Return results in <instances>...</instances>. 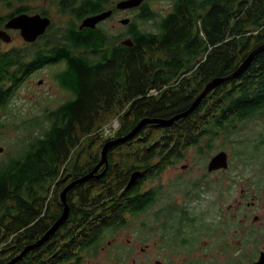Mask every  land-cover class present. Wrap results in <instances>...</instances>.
I'll list each match as a JSON object with an SVG mask.
<instances>
[{"label": "trees", "instance_id": "trees-1", "mask_svg": "<svg viewBox=\"0 0 264 264\" xmlns=\"http://www.w3.org/2000/svg\"><path fill=\"white\" fill-rule=\"evenodd\" d=\"M203 1L205 11L196 17L175 0L156 32L138 28L128 37L132 46L123 44L125 36L74 30L46 32L35 43L24 41L22 48L0 53V113L23 83L46 66L65 64L58 79L71 95L58 108H46L42 118L23 121L30 136L16 157L0 165V264L44 236L64 210L63 189L96 167L109 141L127 137L142 120L186 112L210 81L232 75L264 45V0ZM10 2L11 14L2 25L19 14L21 6L15 4L24 0ZM153 90L157 95H149ZM263 114L264 50L241 76L218 86L187 118L169 128L145 125L122 145L110 147L106 172L68 192L66 223L17 264H83L81 253L97 251L107 234L128 226V216L149 209L154 200L145 187L150 177L181 162L192 148L211 151L215 140L237 133L235 124ZM111 118L119 126L105 138L103 128ZM6 126L0 116V128ZM248 146L245 151L263 149L264 140ZM86 150L91 158L84 156ZM136 171L141 177L128 186ZM189 214H166L172 234L183 230ZM211 229L202 226L206 232ZM185 243L190 250L193 242Z\"/></svg>", "mask_w": 264, "mask_h": 264}, {"label": "rangeland", "instance_id": "rangeland-1", "mask_svg": "<svg viewBox=\"0 0 264 264\" xmlns=\"http://www.w3.org/2000/svg\"><path fill=\"white\" fill-rule=\"evenodd\" d=\"M169 5L170 3L168 0H158L152 4L155 11L163 13L169 11ZM15 6H19V4H15ZM33 8H37V6L34 5ZM0 9V15H5L7 13L1 6ZM163 16L165 15H158L154 20L148 22L139 21L141 29L144 31L156 32L158 23ZM110 26V23L105 25L106 28ZM11 32L12 41L9 44L0 41L2 44L1 47L5 51L25 46L20 33L14 30H11ZM122 40L127 41L128 37L125 36ZM33 48L37 49V47ZM60 66L61 65L46 66L42 70H37L26 83H23L5 110L0 113V116H2V119L5 120L7 125L4 128H0V165L6 164L10 159L16 157L24 147L22 141L30 136V132L23 126V121L42 118L47 114L44 112L46 108L52 110L56 109L71 98L70 93L63 90L64 88L61 85V81L58 79ZM150 94L153 95L155 92L152 91ZM109 120H111V122L103 128L105 138L113 136L114 131L119 126V122L116 118H111ZM235 129L237 133L229 132L227 136H221L215 140L214 147L211 151L206 149L199 150V148L190 149L187 152L185 163H179L178 167H180V169L175 170L182 172L184 170H182L181 166L188 165L190 169L187 171V177L199 178L204 172L208 171L205 165H207L210 159L220 151L227 152L229 163H231V169L228 173L234 178L236 184L234 194L232 199L228 198L229 196L227 195L219 194L218 205L222 207L224 214H226L229 205L233 206L235 213L234 222L231 228L221 226L226 224L225 220L227 219L216 224L217 232L220 229L218 232V239L216 236L213 238L209 237L208 232L201 233L202 241H200L198 245L199 252L201 253L199 257L205 264H212L217 259L220 264H224L227 261L226 257H218L213 260L212 257L214 256L211 255L210 257L209 255L212 252L216 253L220 251L219 247L224 248L220 242L226 240H229V244H235V250L241 249L242 253H244V255L241 256L234 255L235 263L247 264L249 260L253 258V246L256 247L254 237L248 240L244 234H239V236L236 237L233 236L235 233L234 230H241L242 228L239 221L244 220V214L236 209L240 201L239 193L242 187L248 192L252 191L255 194L257 192L261 194V197L255 200L256 206L253 208V215L250 220L252 221L254 216L259 217V223H257L256 226H260L264 222V148L253 151L252 147H250L254 144L259 145L262 143V140H264V114L235 124ZM34 133L36 134V131H34ZM122 142H124L123 138H121L118 144ZM205 142L206 141H204L200 147L204 146L206 144ZM248 144L250 148L245 151L244 149ZM89 152V150H86L84 156L90 157ZM249 156H254L255 158ZM101 158L102 155L100 160ZM172 170L173 169H170L169 171ZM210 179H212V177H210ZM145 187L146 190L149 189V182ZM213 190L214 186L211 187L210 193H203L202 202L198 203V208L202 212L204 218L206 206H208L209 209L212 205L214 196V194H212ZM250 198H252V195H249V199ZM166 203H168V199L163 202V204ZM244 205L241 211L246 207V204ZM195 211L197 212L196 209ZM232 213L233 210L230 211V214ZM127 220V227L106 235L105 239L99 244L97 252L93 251L88 252L89 254H85L83 264H155L157 260L162 261V258L166 256L167 252L178 254V252H175L173 249L163 250L159 246H157V248L161 249L160 251L152 249L154 245L149 238L148 227H144V225H148L149 222L148 212L138 216H128ZM226 229L230 230L231 234H225L224 230ZM228 236H230V239H228ZM244 248L248 249L244 251ZM132 251V257H128V254L132 253ZM202 254H206V256ZM169 262L180 264L181 259L174 256V259H171Z\"/></svg>", "mask_w": 264, "mask_h": 264}, {"label": "flooded vegetation", "instance_id": "flooded-vegetation-1", "mask_svg": "<svg viewBox=\"0 0 264 264\" xmlns=\"http://www.w3.org/2000/svg\"><path fill=\"white\" fill-rule=\"evenodd\" d=\"M126 1L129 0H24V2L19 4V6H21V11L18 15H39L42 18H48L51 20V25L47 32L66 34L68 32H74V30L77 33H87V31L94 30L88 27L81 28V25L86 19L90 17L109 12L110 15L104 21L99 23L94 31L101 32L108 36L130 37L131 35L135 34L138 28L141 29L139 23L140 19L145 18L147 20L153 17L155 13L157 16L169 15L173 10L172 6L175 0H168L170 5L168 6L169 11H167V13L154 10L152 4L158 0H143L142 4L138 7L127 9L120 8L119 4ZM181 1L184 4L185 12L188 14H194V16L197 17L203 11H205V9L201 6L203 3H205L203 0ZM34 5H36L37 8H33ZM0 6L5 9V11H7L5 15H0V30H4L5 24L2 25L1 23L11 14V2L10 0H0ZM149 21H151V19H149ZM107 23L111 24L109 28L105 27ZM7 32L10 34L11 31ZM0 41L2 40L0 39ZM1 45L2 44L0 43V53L10 50H3ZM59 65H61L59 72L63 73V71L66 69V66L63 63L58 64L57 66ZM24 83H26V81ZM9 87L10 83L7 82L5 87L6 90ZM151 92L152 91L149 92V95ZM154 92L155 94L153 95H157L158 92ZM4 93L6 95L4 94L3 100L4 97H7L8 95L7 91ZM211 160L212 158L210 161ZM210 161L207 165H205V168L208 171L204 172L199 178L187 177V171L190 169V166L188 167V165L181 166L182 170H184L182 172L175 171L176 169H180V167H178L179 163H185V158L182 159L181 162L176 163V165L167 167L160 175L149 178V189L146 191L151 193L154 200L146 212L149 214L148 233L149 238L154 245L152 249L155 251H160L161 249L157 248V246H159L163 250L173 249L175 252H178V254L167 252L166 256L162 258V261L157 260L155 264H173L169 261L174 259V256L181 259L180 264H205L204 261L199 257L201 253L199 252L198 246L199 242L202 241L201 233L207 231L202 230V226L205 225L206 228L211 227V231H208L209 237L213 238L216 236L217 239L220 229L217 232L216 224L222 222L224 219H227L225 220L226 224L221 226L231 228L235 217L233 206L229 205L227 207L226 214H224L222 207H219L218 205L219 194L227 195L230 199H232L234 194V188L236 184L234 182V178L228 173L231 169V163H229L228 158L227 169L209 171ZM170 169L173 170L169 171ZM210 177H212V179H210ZM212 186H214L212 194H214L215 197L213 196V201L210 208L208 209V206H206L204 218L202 216V212L198 208V203L202 202L201 199L203 193L211 192ZM202 190H204V192H201ZM254 194L255 193L252 191L248 192L244 187L241 188L239 193L240 201L238 202L236 209L244 214V220L239 221L240 225L242 226L241 230H234L235 233L233 232L234 237L239 236V234H244L248 240H251V238L254 237L256 247L253 246V258L250 259L247 264H255L259 261L262 254L264 253V222L260 226H256V224L259 223V217L254 216L253 220H250L251 216L253 215V208L256 206L255 200L257 197ZM249 195H252V198L249 199ZM167 199L168 203L163 204V202ZM244 204H246L247 208L245 207L243 212L241 209L245 206ZM182 210H186L188 213L190 212L191 216L190 214L189 216L192 218L188 222H184L183 230H181L179 233L176 232L174 235L170 231L168 222L169 217L166 214H171ZM232 210L233 213L230 214V211ZM224 233L229 235L231 234V231L226 229L224 230ZM185 239H190V241L193 242V245L190 246V250H186L187 244L185 243ZM228 239H230V236H228ZM220 243L224 246V248L219 247L220 251L209 254L210 257L211 255L214 256L212 257L213 260L218 257H226L227 261L224 264H236L234 261V255H244L241 249L235 250V244H229V240L222 241ZM96 249L98 250V247ZM247 249L244 248V251ZM85 254L89 253H81L80 257L85 258ZM132 254L133 251L132 253L128 254V257H132ZM202 255L206 256V254ZM217 260L212 264H220Z\"/></svg>", "mask_w": 264, "mask_h": 264}, {"label": "water", "instance_id": "water-1", "mask_svg": "<svg viewBox=\"0 0 264 264\" xmlns=\"http://www.w3.org/2000/svg\"><path fill=\"white\" fill-rule=\"evenodd\" d=\"M143 0H129L126 2H122L119 4V7L122 9L127 8H134L138 7L142 4ZM110 15L109 12L103 13L100 15H96L93 17H90L86 19L82 25L81 28L88 27L95 29L96 26L104 21L108 16ZM126 23V22H125ZM51 25V20L48 18H42L39 15H27V14H20L17 15L11 19L5 24V29L0 30V39L5 43H10L12 41L11 35L7 31H17L20 33V36L23 38V40L26 43H35L41 36L45 35L48 28ZM124 45L132 46L133 43L131 40L128 39V42L123 41ZM264 50V45L254 50L242 63V65L237 69L236 72H234L232 75L224 78H216L210 81L204 88V90L200 93V95L195 99V101L192 103V105L189 107V109L184 112L180 113L172 118L164 119V118H155V119H145L142 120L134 129L133 133L131 132L126 138H123L124 141L132 138L135 136L145 125L153 124L157 125L161 128L164 127H171L176 121L187 118L190 114H192L202 103L203 99L208 96L212 91H214L218 86H220L222 83L227 82L229 80L236 79L237 77L241 76L244 71L250 66V64L253 62L254 58L257 54L262 52ZM42 83V82H40ZM120 140L115 141H109L103 148H102V158L103 155L105 156L106 162H100V164L96 167L92 173L87 174L73 182H71L69 185L63 189V191L60 194L61 202L64 206V210L59 217V219L49 228V230L44 234L43 237H41L39 240H37L35 243H32L30 245H27L23 251L11 259L7 264H17L21 260H23L26 255L40 247H42L45 243H47L56 233L57 231L66 223L70 216V206L67 203V194L68 192L73 189L76 185L88 182L92 179L99 178L101 176H96L95 173L98 171V169L105 163H107V152L108 149L112 146H115L118 144ZM228 167V154L225 151H221L217 153L212 160L209 163V171H215L220 169H227ZM141 177V172L136 171L131 175V180L128 186H132L136 183V181ZM255 264H264V253L262 254L261 258L258 262Z\"/></svg>", "mask_w": 264, "mask_h": 264}, {"label": "bare ground", "instance_id": "bare-ground-1", "mask_svg": "<svg viewBox=\"0 0 264 264\" xmlns=\"http://www.w3.org/2000/svg\"><path fill=\"white\" fill-rule=\"evenodd\" d=\"M195 112V111H194ZM179 121V120H178ZM177 122V121H176ZM175 122V123H176ZM174 125V124H173ZM146 127V126H145ZM164 128H169V127H164ZM141 131V130H140ZM133 133V132H132ZM126 138V137H125ZM106 162V160H105V156L103 155V158H101V160H100V162ZM100 162L96 165V167L100 164ZM96 167L92 170V171H94L95 169H96ZM102 168H104V171L103 172H101V173H99L100 172V170L102 169ZM108 169V159H107V163H105V164H103L99 169H98V171L95 173V175L96 176H99V175H103L105 172H106V170ZM92 171H90L89 173L91 174L92 173ZM89 173H87V174H89ZM86 174V175H87ZM85 176V175H84ZM130 180H131V177H130ZM130 180H129V182L128 183H130Z\"/></svg>", "mask_w": 264, "mask_h": 264}]
</instances>
